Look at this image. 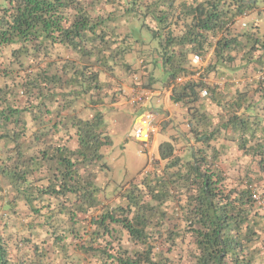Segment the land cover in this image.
<instances>
[{
	"label": "trees",
	"instance_id": "16d2710c",
	"mask_svg": "<svg viewBox=\"0 0 264 264\" xmlns=\"http://www.w3.org/2000/svg\"><path fill=\"white\" fill-rule=\"evenodd\" d=\"M262 17L264 0H0V264H264ZM136 46L188 128L110 188L106 112Z\"/></svg>",
	"mask_w": 264,
	"mask_h": 264
},
{
	"label": "rangeland",
	"instance_id": "374dc122",
	"mask_svg": "<svg viewBox=\"0 0 264 264\" xmlns=\"http://www.w3.org/2000/svg\"><path fill=\"white\" fill-rule=\"evenodd\" d=\"M260 27L261 30L264 32V17L260 19ZM144 33V35L146 36L149 35L148 31ZM150 50H148L147 46L144 49L145 55L143 52L142 54H140L139 47L136 46L135 50L127 57L126 60L132 64V71L128 73L126 72V70L122 69V71L118 72V75H120L121 79L120 81H118V84L121 86V88H119L120 97L119 100L115 103V105L111 107L112 109L107 110L106 112V122L108 125L107 127L109 134L112 138V145L109 147V150L108 152H106L105 156V162L109 165V171H106V173L111 179L114 180L110 188L114 186H119L125 183L126 180H130L133 177L137 176V174L144 167H146L148 163H151V160L154 159L155 156H157L158 145L161 143V139H165V137H167L168 139L167 132L160 133L158 136V141L155 142V146L152 147L150 153L148 154L147 151L143 150L142 144L135 137V128L141 124L142 120L141 113L146 112L148 110H153L154 112H156V109H158L155 104L150 107L148 99H146L140 104L133 103L132 97L134 94L131 93V90L129 91V89L133 88V86L135 85V78H137L140 80H138L139 82L143 83V85H149L148 89L155 91L156 95H154L151 99L156 98L155 96L160 94V91L158 89L160 86L157 84L160 83V81H153V84L148 83V67H146L147 69H144L142 67V60L145 61L144 59H146V57L148 58V51ZM205 60L203 59V63L205 62ZM159 64H161V61ZM151 68L153 72H155L156 66L152 65ZM159 69L162 70L161 67H159ZM158 75V73L155 74V76ZM211 81L216 82L218 81V79L214 77L213 79H211ZM143 85V88H147ZM159 97H161V95ZM175 109L176 111H174V120L178 123H182V126L178 125L177 128L181 130H187L188 127L184 123L186 110L181 107H175ZM173 132L175 133L176 129ZM140 151L143 152L139 153ZM225 157L226 158L222 162V165H224L225 169H227L229 173L233 175L236 174V172L228 170V163L232 162L235 156ZM244 161H246V159H243L242 163Z\"/></svg>",
	"mask_w": 264,
	"mask_h": 264
},
{
	"label": "built area",
	"instance_id": "2783aa9c",
	"mask_svg": "<svg viewBox=\"0 0 264 264\" xmlns=\"http://www.w3.org/2000/svg\"><path fill=\"white\" fill-rule=\"evenodd\" d=\"M243 26H245V23H242ZM192 62L195 65H199L200 63H203V60L200 58L199 55H193L192 56ZM202 71V70H201ZM201 71L197 70L194 74L191 76L185 78V80H188L190 78H198V76H201ZM135 85L133 88H131V93L134 94L132 101L133 103H142L146 99L151 100V98L156 95L155 91H152L148 88H143L141 82L138 81L137 78ZM183 78H180L179 81H183ZM205 82H211V79L209 77H204ZM217 82V81H216ZM209 92L206 87H203V89L200 92L201 97L208 96ZM142 114V120L141 124L138 125L135 128V137L136 139L142 144V148L144 151L150 152L152 148V141L154 136H156L160 132V126L157 123V115L154 111L148 110L146 112L141 113ZM143 151H140L139 153H142ZM254 197L258 201V203L261 205L263 204L262 199L260 197L259 193H256V190L254 191Z\"/></svg>",
	"mask_w": 264,
	"mask_h": 264
},
{
	"label": "crops",
	"instance_id": "0c3cea01",
	"mask_svg": "<svg viewBox=\"0 0 264 264\" xmlns=\"http://www.w3.org/2000/svg\"><path fill=\"white\" fill-rule=\"evenodd\" d=\"M212 51H210L207 54L206 60L204 63H208L209 61L212 60ZM157 65H156V70L155 72H153L152 70V65L153 64H149L148 65V83L153 84L154 78L155 77H160L162 75L163 77V72L159 69L160 66V61H157ZM158 73V76H155V74ZM160 87L158 88L160 91V94H158L157 96H155L156 98L151 99L148 101V103L150 104V107L155 104V106H157L158 109H156V115H157V121L160 125V132L154 136L153 141H152V147L155 146V142L158 141V136L160 133H165L167 132V137H165V139H161L160 142L165 141V140H169L170 136L174 135V128H173V124L172 121L175 122L174 118H175V112L176 109L175 107H180V105L174 104L173 101L171 100V93H172V87L168 88L167 86H162L161 83H157ZM149 88V87H148ZM130 91V89H129ZM161 95V97H159ZM133 98V97H132ZM149 106V105H148ZM165 124L167 125L166 129ZM160 145V144H159ZM158 145V146H159ZM157 157V156H155Z\"/></svg>",
	"mask_w": 264,
	"mask_h": 264
},
{
	"label": "clouds",
	"instance_id": "9594fccd",
	"mask_svg": "<svg viewBox=\"0 0 264 264\" xmlns=\"http://www.w3.org/2000/svg\"><path fill=\"white\" fill-rule=\"evenodd\" d=\"M205 64V63H204ZM139 80V79H138ZM140 81V80H139ZM142 85H143V83H141ZM143 86H145V87H147L148 88V86H146V84H144ZM153 111V110H152ZM143 113V112H142ZM156 113V112H155ZM157 123H158V121H157ZM160 126V125H159ZM152 149V148H151ZM151 151V150H150ZM150 152H148V154H149Z\"/></svg>",
	"mask_w": 264,
	"mask_h": 264
}]
</instances>
